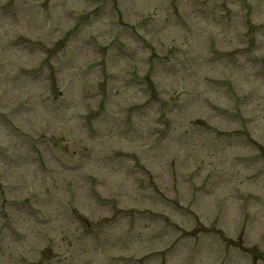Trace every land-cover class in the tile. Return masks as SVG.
I'll return each instance as SVG.
<instances>
[{"label": "rangeland", "instance_id": "374dc122", "mask_svg": "<svg viewBox=\"0 0 264 264\" xmlns=\"http://www.w3.org/2000/svg\"><path fill=\"white\" fill-rule=\"evenodd\" d=\"M0 264H264V0H0Z\"/></svg>", "mask_w": 264, "mask_h": 264}, {"label": "trees", "instance_id": "16d2710c", "mask_svg": "<svg viewBox=\"0 0 264 264\" xmlns=\"http://www.w3.org/2000/svg\"><path fill=\"white\" fill-rule=\"evenodd\" d=\"M102 87L104 86V85H101ZM101 88V87H100Z\"/></svg>", "mask_w": 264, "mask_h": 264}]
</instances>
